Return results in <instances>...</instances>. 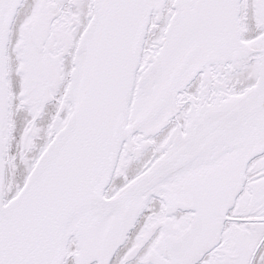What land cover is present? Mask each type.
I'll return each instance as SVG.
<instances>
[{
  "label": "snow or ice",
  "instance_id": "obj_1",
  "mask_svg": "<svg viewBox=\"0 0 264 264\" xmlns=\"http://www.w3.org/2000/svg\"><path fill=\"white\" fill-rule=\"evenodd\" d=\"M0 264H264V0H0Z\"/></svg>",
  "mask_w": 264,
  "mask_h": 264
}]
</instances>
